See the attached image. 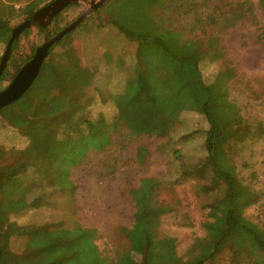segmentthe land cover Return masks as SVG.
Returning a JSON list of instances; mask_svg holds the SVG:
<instances>
[{
    "label": "trees",
    "instance_id": "trees-1",
    "mask_svg": "<svg viewBox=\"0 0 264 264\" xmlns=\"http://www.w3.org/2000/svg\"><path fill=\"white\" fill-rule=\"evenodd\" d=\"M42 1L46 5L53 0ZM259 2L264 9V0ZM148 4L149 10L142 13L141 21L149 32L136 35L127 25H122L123 11L114 22L128 37L161 44L164 53L158 59L137 54L125 88L112 94V116L100 111L89 117L88 111L95 102L90 97L83 99L95 73L81 67L73 48L68 52L63 50L57 57L52 55V47L34 85L20 101L4 108V119L10 126H16L20 119L30 125L31 130L20 131L29 135L31 141L21 150L0 147V210L1 191L18 182L22 175L32 173L40 184H30L19 210L49 205L53 194L58 193L64 197L62 202L70 217L68 221L60 218L44 223L8 220L0 230V264H215L225 252L229 253V264H264V219L258 214L256 221L246 214L248 208L264 197V190L243 183L237 173L242 144L257 134L264 135V125L253 126L249 115L246 117V105L232 96L235 74L224 61L221 46L222 30L244 16L241 5L225 0H164L158 4L148 1ZM152 5L159 7L160 17L153 15ZM42 6L32 0H0V62L16 21L27 20ZM67 10L51 23L57 33L71 24L64 23ZM208 26L212 28L208 40L195 33L207 32ZM40 31L47 30L40 28ZM29 32L30 29H25L14 41L0 85L10 83L33 57L35 46L30 51L20 49L21 38ZM68 37L65 35L62 40ZM260 37L264 38V31ZM205 59L221 65L218 76L209 84L203 81L200 68ZM178 62L183 66H177ZM196 83L204 92L202 114L208 123L203 143L205 154L189 167H181L178 177L181 180L192 176L197 195L206 200L202 208L213 213L215 220L202 223L203 234L195 237L185 254H179L176 248L164 253L161 243L170 237L160 236L157 230L162 217L174 210L159 199L162 179L143 177L139 186L128 190L135 205L133 222L125 230L129 248L111 260L96 243L98 229L78 222L76 210L71 212V205H66L72 199L56 184L64 169L59 165L65 161L63 152L80 147L81 140L84 143L87 138L88 148L96 144L104 151L114 144L113 134L122 129L136 138L149 136L171 141L184 107L197 95ZM86 134L88 137L82 139ZM183 137L186 139L188 135ZM86 149L81 150L85 153ZM146 150L139 147V162ZM54 151L57 153L53 155ZM174 155L181 159L179 152ZM253 178L257 175L253 174ZM70 182L76 186L72 178ZM152 220L157 221L154 227ZM17 241L22 244L19 251L13 248Z\"/></svg>",
    "mask_w": 264,
    "mask_h": 264
},
{
    "label": "rangeland",
    "instance_id": "rangeland-1",
    "mask_svg": "<svg viewBox=\"0 0 264 264\" xmlns=\"http://www.w3.org/2000/svg\"><path fill=\"white\" fill-rule=\"evenodd\" d=\"M91 1L77 3L71 9L67 7L58 16L69 9L65 14L64 23H72L91 7ZM148 1L151 4L164 2L108 0L68 33V39L61 40L53 47L52 55L57 57H60L63 50L68 52L73 48L81 60V67L95 73L90 79L87 97L83 99L90 97L95 102L88 111L89 117L96 116L100 111H104L108 117L113 115L114 107L110 103L112 94L125 88L126 78L131 75L137 54L143 55L144 58L158 59L164 53L161 44L142 42L137 36L128 37L114 22L119 19L117 14L123 11L120 19L122 25H127L136 35L149 32L145 22L141 21L142 13L147 14L149 10ZM225 1L234 5L240 4L244 12V16L236 20L234 25L222 30L221 36L224 61L231 66H228L229 70L235 74L231 84L232 96L237 98L239 103L246 105V117L249 115L253 126L260 127L264 125V38L260 37L264 31V9L259 0ZM32 2L38 6L44 5L42 0ZM156 6L152 5L151 10L158 18L159 7ZM23 21L22 18L18 19L15 26ZM207 29V32L199 30L195 33L208 40L212 28L208 26ZM46 30L43 33L38 26L30 28L29 34L21 38L20 49L30 51L32 46L37 49L57 34L53 25ZM150 53L153 54L149 55ZM178 65L183 66L181 62H178ZM220 67L219 63L203 60L200 63L203 81L206 84L212 83L218 76ZM8 84L0 85V90ZM195 90L197 95L184 107L178 129L172 134L171 141L165 142L149 136L136 138L122 129L113 134L114 144L104 151L96 144L88 148L89 139L86 134L81 136L82 139H87L84 143L81 140L80 147H71L63 152L65 161L59 165L64 169L56 184L66 191L68 199H72L66 205H71V212L76 210L78 222L98 229L96 243L109 259L116 260L129 248L125 230L133 222L135 205L128 190L139 186L143 177L162 179L159 199L171 205L174 210L170 215L162 217L157 230L160 236L170 237L161 243L160 247L164 253L176 248L179 254H185L195 237L203 234L202 223L215 220L213 213L202 208L206 200L197 195L196 182L192 176L181 180L178 177L182 168L189 167L205 154L203 143L208 123L202 114L204 92L198 83ZM105 100L106 104L101 105ZM3 111L4 108L0 111V147L25 149L31 140L29 135H23L20 129L29 131L30 125L20 119L16 126H10L4 119ZM184 135H188V138L184 139ZM140 146L147 149L142 162L138 159ZM242 148L243 151L237 159L238 177L243 183L264 190V135L257 134L242 144ZM81 149H86L85 153ZM176 151L180 153V160L174 155ZM75 152L80 153L75 155ZM54 153L57 152L54 151L53 155ZM53 155L49 157L53 158ZM71 155L75 159H72ZM253 174L257 175L256 179ZM34 177L36 176L32 173L24 174L14 185L6 186L1 191L0 230L8 220L21 223L52 222L60 218L69 220L70 212L62 202L64 197L58 193L53 194L52 203L49 205L44 203L38 208L19 210L30 184H40V180ZM71 178L75 187L70 182ZM246 214L256 221L258 214L264 219V197L248 208ZM156 223V220H152L153 227ZM13 248L19 251L22 244L17 241ZM215 264H229V253L221 254Z\"/></svg>",
    "mask_w": 264,
    "mask_h": 264
},
{
    "label": "water",
    "instance_id": "water-1",
    "mask_svg": "<svg viewBox=\"0 0 264 264\" xmlns=\"http://www.w3.org/2000/svg\"><path fill=\"white\" fill-rule=\"evenodd\" d=\"M85 1L86 0H53L38 9L30 18L15 26L0 62V80L10 58L12 45L25 29H30L34 26L48 28L53 20L65 8ZM107 1L108 0H99L98 2H95L92 0L91 7L88 8L79 18L36 49L31 60L21 67L12 81L4 89L0 90V111L15 103L31 88L39 76L43 63L49 55L51 48L58 44L65 35L77 28L92 11L98 9Z\"/></svg>",
    "mask_w": 264,
    "mask_h": 264
},
{
    "label": "flooded vegetation",
    "instance_id": "flooded-vegetation-1",
    "mask_svg": "<svg viewBox=\"0 0 264 264\" xmlns=\"http://www.w3.org/2000/svg\"><path fill=\"white\" fill-rule=\"evenodd\" d=\"M39 29L41 28V27H38ZM43 29H47V28H43Z\"/></svg>",
    "mask_w": 264,
    "mask_h": 264
}]
</instances>
